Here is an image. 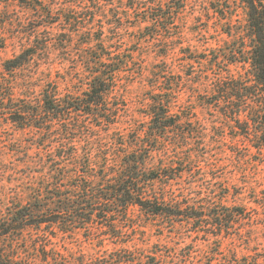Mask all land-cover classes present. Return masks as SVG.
Returning a JSON list of instances; mask_svg holds the SVG:
<instances>
[{"label":"trees","instance_id":"16d2710c","mask_svg":"<svg viewBox=\"0 0 264 264\" xmlns=\"http://www.w3.org/2000/svg\"><path fill=\"white\" fill-rule=\"evenodd\" d=\"M0 3H16L39 27H53L26 33L0 70V177L9 171L10 181L21 180L0 196V264H264L258 247L239 255L252 242L247 225L260 223L264 210V187L252 183L259 160L250 159L253 149L264 151V0ZM203 17L215 24L217 45L208 39V53L194 55L184 28ZM132 20L141 37H127ZM2 34L0 50L8 45ZM150 54L156 63L142 117H126L121 86L148 78ZM196 60L217 72L193 75ZM231 66L245 71L236 75ZM54 67L64 69L56 79ZM200 87L213 99L203 104L218 110L212 120L184 100L187 89L194 95ZM217 147L231 152L243 179L235 171L209 175L223 166ZM247 189L252 207L238 202ZM136 209L180 241L145 242ZM82 230L84 242L103 249L86 253L79 238L76 251L57 244ZM214 242L219 252L198 253L200 243ZM226 248L231 254L222 263L217 256Z\"/></svg>","mask_w":264,"mask_h":264},{"label":"rangeland","instance_id":"374dc122","mask_svg":"<svg viewBox=\"0 0 264 264\" xmlns=\"http://www.w3.org/2000/svg\"><path fill=\"white\" fill-rule=\"evenodd\" d=\"M236 1V2H235ZM240 0H233V5H236L237 2H239ZM243 10L240 9V19L244 18V15L242 13ZM237 18V17H236ZM131 22V21H130ZM130 24V28L128 31H126L127 33V37H141L142 33L138 30V28H135V21L132 20ZM36 24L35 21V17L34 15L24 9L23 7H20L18 4L16 3H10L9 5L5 6L3 4L0 3V32L3 33L2 35H4L5 37H7V42L8 45L7 47H5L4 49L0 50V70L3 67V63L5 60L12 58L15 54H17L20 51L21 48V43L20 40L23 37L22 41L26 40V33H31L32 31H34V29H38L40 30L43 34L45 33H51L53 30V27H48V26H40ZM36 26V27H35ZM215 24L212 22H208V18L207 17H203V18H190L188 24H186L185 28H184V33L186 36V42L185 45L190 44L192 47V50L195 52L194 55H200L201 53H208V51L205 50L206 47H208L209 45L207 44V40L209 39V44L212 46H216L217 42H216V32L214 31V27ZM35 27V28H34ZM207 28H209L210 31H205ZM37 31V30H36ZM18 37V38H17ZM223 43V42H221ZM138 47V45H132L131 48L132 49H136ZM75 54V52H73ZM55 55H52V58H54ZM139 59V58H138ZM147 61V66H146V71H145V76H147L148 78H138L137 81L132 84L129 85L127 88H124V85L121 86V91H123V93L126 95V108H127V112H126V117H129V115H134L137 118L142 117L141 116V111H142V107L140 105L142 99L144 98V95L146 93V90L148 89V83L146 82V80L149 79V76H151V72H152V63H156V58L154 57V54H150V56L148 57ZM160 60H158L157 62H159ZM174 61V62H173ZM168 62L170 63H174L176 64V66L179 63V60L177 59H171L168 58ZM195 72L193 75H196V73H200V71L204 70V71H209L211 75H214L215 70H209L211 67L208 65L207 62H205L204 60V64H200L199 62H197V60L194 62L192 61ZM70 69H72V63L68 64ZM71 66V67H70ZM57 69L62 67L60 66V64H58ZM56 67L53 68L52 71V79H56V77L58 76H62L63 75V70L62 72H58L56 71ZM216 68V67H214ZM185 71L188 70V67L184 68ZM202 69V70H201ZM232 71L238 75L239 73H243L245 71L244 68L241 67H236V66H231ZM214 71V73L212 74V72ZM192 75V76H193ZM192 85H196L194 84L192 81L189 83L188 87L190 88V86ZM61 86L62 88H64V83L61 81ZM126 86V84H125ZM198 93H200L201 96H198L199 98L197 99V95L196 94H192L191 89H187L185 94H184V100L186 101V99L190 98L192 102L195 103L196 105V111L198 113V115L204 119H213L214 115H218L217 112L218 110L216 109V107H211L208 104H203V102L205 103H209L211 102L213 99L209 96H205V92L203 88H199L198 89ZM190 95H192V97H190ZM202 102H200V100ZM11 127V126H10ZM14 129V127H11L9 132H12V130ZM15 130V134L16 136H20V138L22 139H26L29 140V134L27 132L22 133L20 130L18 129H14ZM1 129H0V135H1ZM31 152H33V150H31ZM253 154L251 155L250 159L251 160H259V165L257 166V168L252 167V171L254 170V178H253V184L261 186L260 183H262V187H264V183L262 182L261 178L264 177V151L263 154H259L256 152L255 149H253ZM231 152H228L229 156L224 155L221 153V149L219 147L215 148V150L213 151V155L216 159H218L219 163H223V166L215 169L213 171L210 172V176H225V177H230V175L232 174V171H235L234 175H236L235 177L239 178V179H243L242 174L240 173L241 169L236 167V163L235 161L232 162V160H234V158L230 157L232 156L230 154ZM226 157H229L226 158ZM9 171H7L5 173V175L3 177H0V196H4L6 195H11L12 191L18 187V185L21 183V180L18 179H14L12 181H10L8 179V175H9ZM13 177L15 178H19L21 177L20 173H14ZM217 179V178H215ZM10 181V182H9ZM213 181H220V180H213ZM238 181V180H235ZM218 184V183H217ZM225 191V190H223ZM222 191V192H223ZM246 194L243 195L238 202L239 203H244L245 205H247L248 207H252L254 205L253 202H251V195H248L249 190H246ZM237 202V201H236ZM234 198L231 197L228 201V204H235L236 203ZM260 212L262 213L260 215V217L262 218V220L260 221V223H255L252 227H250V225H247L248 229H252V233H253V238H252V242L250 244V249L247 247H243L239 249V255H244L247 253H255L257 250H253V247H258V250L261 252H264V210H260ZM135 216H139L137 217L138 219L142 220V226L140 233H139V237L142 235H145V239L147 243H149L150 245L154 244V243H170V244H174L177 241H180V237L178 236V234H171L170 232H164V234L161 232V230L159 229V223L160 221H155L152 222V220H150V218L144 214H141L140 211L138 209L135 210ZM184 229L180 230L183 231ZM182 233H186V232H182ZM250 234V233H249ZM87 235V232H84L83 230L80 231L77 235V238L73 239L71 236L69 237H59L57 239V244L60 247H63V245H65V247H69L71 249H73L72 251H76V249L78 248V242H76L79 238V240H85V236ZM190 242V239L187 240ZM91 242H84L82 243L83 245V251L88 253V252H97L99 249H103V248H99L97 246H95L94 244H91ZM94 245V246H92ZM110 246H112V244H108ZM108 247V246H107ZM198 253L201 254L200 251H211V252H215L218 251L219 249V243L218 242H214L211 245H209L208 247L205 246V244L200 243L198 246ZM68 248V249H69ZM257 249V248H256ZM223 251V250H222ZM219 252V251H218ZM231 252L228 248L224 249L223 254L218 255V261H221L222 263H225L226 261V257L230 256Z\"/></svg>","mask_w":264,"mask_h":264}]
</instances>
